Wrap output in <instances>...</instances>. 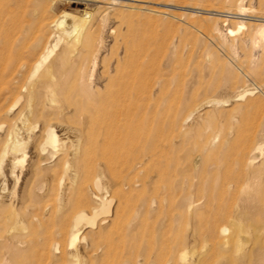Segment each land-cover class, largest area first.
<instances>
[{"label":"rangeland","instance_id":"374dc122","mask_svg":"<svg viewBox=\"0 0 264 264\" xmlns=\"http://www.w3.org/2000/svg\"><path fill=\"white\" fill-rule=\"evenodd\" d=\"M72 1L0 0V73L18 66L17 60L9 67L8 58L17 56L10 47L19 42L17 30L37 14L51 7L54 17L60 11L75 18L91 12L90 2ZM138 1L117 0L106 25L93 33L99 49L87 92L95 96L90 86L98 72L125 52L137 56L146 77L143 132L121 139L120 158L97 157L106 166L100 191L88 187L83 175L75 184L63 173L66 158L84 165L94 160V140L86 136L90 124L69 106L74 78L47 63L32 76L29 65L40 55L21 49L19 62L28 66L19 69L23 76L16 73L19 82H11V95L5 85L6 96L0 92V143L10 130L12 138L17 131L18 137L25 135L20 123L11 129L6 119L19 107L15 94L24 95L33 85L42 91L48 83L60 89L50 115L57 143L39 156L40 144H32L43 139L42 123L32 121L35 137L25 145L24 162L15 159L10 174L11 156L0 160V264H264V0ZM130 88L126 92L133 98L137 91ZM140 161L136 172L128 171V164ZM30 163L44 168L35 178L27 173ZM123 177L129 188L120 191L116 185ZM93 195L111 199L112 213L98 216L94 228L80 222L72 243L74 214L99 208Z\"/></svg>","mask_w":264,"mask_h":264},{"label":"bare ground","instance_id":"6f19581e","mask_svg":"<svg viewBox=\"0 0 264 264\" xmlns=\"http://www.w3.org/2000/svg\"><path fill=\"white\" fill-rule=\"evenodd\" d=\"M73 1L71 3H75ZM81 1L86 2L84 4L85 6L89 5V2H90V5L92 4V10L90 9L91 12H85V13L82 12L83 15H81L80 18L79 17L75 18L74 16H71L70 14L65 13L64 11H60V13L54 17V16L49 15V13H48L50 10H52V7L49 11L43 10L44 9L43 8L42 9L43 11L40 12L41 11L40 10L39 11L40 14H37L36 15L37 17H35V19L33 18L31 22H28V23H31L30 25L27 24L28 25L27 26L24 24L23 26H26V27H20L19 26L20 28L17 30L18 36L16 38V40H19V42L17 44L13 43L14 45H11V47H10V48H13V50L11 52L14 53V51H15V55L17 53V56H14L12 58H10V57L8 58V60H9L8 63L10 64L9 65L10 68L14 66V64L17 60H18V66L16 67V69L13 68L14 70L7 72L6 75L5 74L3 75L2 74L3 72L0 73V92H3V90L5 89V88L2 89V87L7 86L8 88L6 87L7 88L6 95L8 96V93H10V91H11L10 87L13 84H15L17 86L15 79H18L17 81L19 82V78H15L16 73L21 72V75L23 76V74H22L23 72L20 71L19 69L22 68L24 71V67L26 68L28 65L24 61L19 62V61H21L20 59H22V53L20 52L22 48H24V50H26L28 52V54L31 53V54H29V56L35 52H38V54L40 55L39 59L35 62V64L29 65V68H30V66H32L31 67L32 68L31 70H33L32 76L36 75V72L38 71V69L39 68L41 69V67L46 63L48 65L46 64L45 67L46 66H49V67L50 66H53V67L58 66L60 69L62 67L61 70L58 68V73L60 72L59 74L63 73L61 71L64 69L68 75H71L72 76L71 78H74V81L72 80L73 84L71 85V83H70L71 79H69V81H70L69 85L71 87H69L68 91L70 92V94L74 98L72 99L73 100L72 103H70L68 101L70 103L69 106L71 107V110L75 114H77V116L80 118L81 121L86 120L87 122H89L90 128H88V126H89V124H88L86 127V129L88 128V130H86V131H89V129H90V131L88 132V135H86V134L85 135L87 137L89 136V138H87L88 140H90V141L94 140L95 148H94V154L92 153L93 154L92 159H94V160H92L91 162H87L85 165L83 163L80 164V161L78 159H76V157H74L72 160H68L66 158L67 161L65 160V166L63 168V173L67 174L72 182H75L79 176L83 175L84 183L88 184V187L90 186V187L96 188L98 191H100L101 186L99 185V180L101 178H103V176L105 175L106 172H104V171H106L105 170L106 166H105V163H102L101 161H99L97 163L96 162L98 160L97 157H99V160L100 159L104 160V159H106V157L109 158V160L120 158L119 155H117V153L123 149V143H122L121 139L132 138V136L133 137H139L140 133L143 132V128H144L143 127V119H144L143 109H144V102L146 99L145 98L146 77L144 75V69L142 68V64L140 62H138V60L136 59L137 56H135V57L134 56H128L127 52H125V56L123 58H117L110 67L107 68L104 66L102 71L98 72V76L96 77L97 82H96V84H94V85H97L96 88L93 87L94 85L90 86L93 88V92H94V89H96L95 90V92H96L95 96L85 90V85L87 83H89L88 86L90 85V82H87V81L89 80L88 79L89 76L92 77V73L96 67L97 58H98V57L96 58V52H98L97 50L99 49L98 48L99 47L98 46V44H99L98 39L99 38L96 40V36L93 35V33L96 31L98 32V29L100 30L99 27L106 25V23L108 22L107 17L109 15L113 14L112 6L115 5L116 3H118L119 1L118 2H117V0H81ZM130 1L140 2L138 0H130ZM141 2H143V1H141ZM76 3H78V2H76ZM128 5H130V4H128ZM48 7H49V4H48ZM35 9H37V8H35ZM31 10H32V8H31ZM26 11H25V13H26ZM29 11H27V12L29 13ZM243 11L244 10H241L240 13H238V15H243ZM22 12H24V11H22ZM31 13H33V12H31ZM124 13H125V11L123 12V14ZM23 15H25V14H23ZM98 15H100V16H98ZM3 17L5 18L7 16H3ZM25 17H27V16H25ZM29 21H30V19H29ZM24 22H26V21H24ZM118 22H119V20H118ZM118 22H116V23H118ZM108 24H110V23H108ZM238 24H240V23H238ZM258 28H260V27H258ZM0 29H2V27H0ZM111 29H113V28L111 27ZM119 29H120V27H119ZM8 32H7V34H8ZM110 32H112V31H110ZM110 32H109V34L111 35ZM229 32L232 33V31H229ZM119 33H121V32H119ZM261 33H262V36L264 37V31ZM46 34H47V38L44 37ZM115 34H117V33L115 32ZM120 35H122V34H120ZM97 36H98V34H97ZM111 37H112V35H111ZM118 37H120V36L118 35L116 38H118ZM111 41H112V39H111ZM14 42H16V41H14ZM100 43H101V39H100ZM117 43H115V44H117ZM6 45H8V43ZM100 48H101V46H100ZM22 52H23V49H22ZM99 53H102V52H99ZM27 58L28 57H26V59ZM13 61H14V63H13ZM104 61L105 60L103 59L102 63ZM111 61L113 62V60H111ZM107 62H110V61H107ZM11 63H13L12 66H11ZM30 63H33V62H30ZM101 68H102V66H101ZM99 70H100V68H99ZM44 71H46V70L44 69ZM12 73H15V74H12ZM51 73H53V72H51ZM9 75H10V77H8ZM38 75H40V74H38ZM22 76L20 77V80L22 79ZM25 76H26V74H25ZM6 77L9 78L8 81H6L7 80ZM40 77L43 79V75H40ZM64 77H65V75H64ZM64 77H63V81H65V78H66V77L65 78ZM28 78H29V76H28ZM41 78H40V80H42ZM48 78H49V75H48ZM94 79L95 78H93V81H95ZM13 80L15 81V83L12 82ZM22 80L25 81V79H22ZM40 80H39V82H40ZM60 80H62V78ZM91 81H92V79H91ZM11 82L13 84H11ZM43 82H45V81H43ZM43 82H41V84H43ZM30 83L31 82L29 81V84ZM47 83H48V80H47ZM31 85H32V83H31ZM36 85H38V84H36ZM53 85H54V83H53ZM53 85L52 84L50 85V83L46 84L45 87H43V85L42 86L40 85L41 87H43V88L40 87L42 89V91H39V90L35 91L34 85H33L34 90H30V88L32 86L29 89H26L27 88V85H26V87H24V88L26 89L27 92H25L24 95H22V94H18V95L15 94V96L13 95L14 96L13 99H15V104L19 103V107H18V109L16 108L17 111L15 109L16 112L13 115L10 114L11 116H8L9 118H6V119L8 121H11V125H10L11 129H12V127L16 126V123H20L21 126L24 127V129H25V135L18 137L19 132L14 131L15 132L14 138H12L11 137L12 133H10L11 130L7 131L6 133H3V135H2L0 147H3V148L1 149L2 153L0 155V160L3 159V157L6 156V154L11 156L8 159V161H9L8 166H9L10 174L13 172L15 163L21 164L24 162V158L26 155V153H25L26 146L25 145L28 144V141L30 139L35 137L34 135L30 134L31 129H32V126H31L32 121H34V122L40 121L42 123L41 130H42L43 139L38 140L32 144V145L40 144L39 145L40 147H38L39 156L43 155V154H41V152H45L46 148L49 145L51 147H55L54 144L57 143L56 136L50 130V127H51L50 115L53 114V112L56 110V109L55 110L53 109L54 111L53 110H52L53 112L51 111V109H52L51 103L55 100V99L53 100V98H54L53 95H55L58 92V90L60 91V89L57 88L58 86L56 87V85L55 86H53ZM14 86H12V87H14ZM66 86H68V85H66ZM19 87H21V85ZM19 87H18L17 91H19ZM130 87H135L136 91H137V94H135V96L133 98H131V96H130L131 93L128 96L127 92H126L127 89ZM37 89H39V87H37ZM130 89H129V91H131ZM12 91H13V89H12ZM12 91H11L10 95L12 94ZM3 93L5 95V92H3ZM63 93L64 92H62V94ZM61 95L59 97L62 99ZM56 96H57V94L55 95V98H57ZM63 96H65V95H63ZM242 96L243 95L241 93V94L236 95L235 97H242ZM1 97H0V99H1ZM64 99H65V97H64ZM68 99L70 100L71 98H68ZM57 100L60 101L59 98ZM12 102H13V100H12ZM1 105H3V104H1ZM60 112H61V109L58 112V114H60ZM82 127H83V125L81 126V128ZM1 130H2V126H0V132H1ZM77 133H78V131H77ZM79 134H80V132H79ZM78 139L79 140L81 139V134L78 135ZM97 140H103V141L97 142ZM91 143L92 142H89V145ZM85 144L88 145V143H85ZM93 146H92L91 150H93ZM91 150H90V152H92ZM90 152H89V154H91ZM124 152H126V151H124ZM124 155H125V153H124ZM82 156H85V155H82ZM78 157H80V155ZM42 158H44V157H42ZM135 158H136V156H135ZM15 159L17 162L14 161ZM81 159H82V157H81ZM86 159H89V158L87 157L84 159L85 161H88ZM42 161L43 160H40V163ZM40 163L35 164V166L31 165V163L29 164V166L27 168V173L31 177L35 178L44 169V168H42ZM141 163H142V161L136 162L134 164H128L129 165L128 171H131L133 173L136 172L135 168L137 167V164H141ZM61 170H62V168H61ZM126 174L128 176L127 172H126ZM118 177H119V175H118ZM126 177H123V178H126ZM128 182H129V180L126 178V179H123L122 181H120L119 185H116V183L114 185H116L117 188L120 189V191H124V188H125L124 186H128V188H129ZM75 184H76V182H75ZM81 184H82V182H81ZM41 186L42 185L38 184L37 188H41ZM111 186H112V184H111ZM130 188L131 189L133 188V186L131 187V184H130ZM81 189L84 190L86 188H81ZM115 189L116 188H114V190ZM113 192H115V191H113ZM27 194H30V191H28ZM92 200H98L100 202L99 208L94 209L92 214L86 215L83 211H79V212L74 214L75 216L73 217V224L71 227L72 231L70 234V235H72V238H71L72 243L77 239V232H78L77 226L79 225L80 222H84L85 225L89 228H94V226L96 225V219L98 216H100L101 214H103V215L108 214L109 215L110 213H112L111 209H110L111 203H112L111 199L106 200L102 197H96L95 195H93ZM221 230H222V232H224L226 229L223 228ZM54 245H56V244H54ZM52 247H53V245H52Z\"/></svg>","mask_w":264,"mask_h":264}]
</instances>
